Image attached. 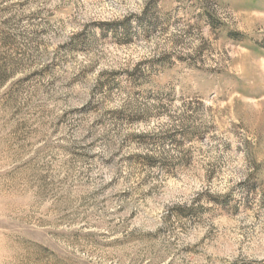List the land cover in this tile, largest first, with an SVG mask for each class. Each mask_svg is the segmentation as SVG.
Instances as JSON below:
<instances>
[{
    "label": "rangeland",
    "instance_id": "rangeland-1",
    "mask_svg": "<svg viewBox=\"0 0 264 264\" xmlns=\"http://www.w3.org/2000/svg\"><path fill=\"white\" fill-rule=\"evenodd\" d=\"M0 264H264V0H0Z\"/></svg>",
    "mask_w": 264,
    "mask_h": 264
},
{
    "label": "trees",
    "instance_id": "trees-1",
    "mask_svg": "<svg viewBox=\"0 0 264 264\" xmlns=\"http://www.w3.org/2000/svg\"><path fill=\"white\" fill-rule=\"evenodd\" d=\"M260 45V44H259Z\"/></svg>",
    "mask_w": 264,
    "mask_h": 264
}]
</instances>
